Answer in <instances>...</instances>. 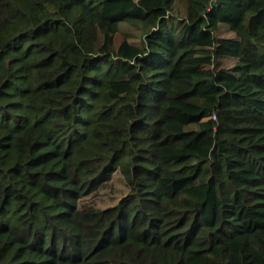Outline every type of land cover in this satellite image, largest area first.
Returning a JSON list of instances; mask_svg holds the SVG:
<instances>
[{
    "label": "trees",
    "instance_id": "16d2710c",
    "mask_svg": "<svg viewBox=\"0 0 264 264\" xmlns=\"http://www.w3.org/2000/svg\"><path fill=\"white\" fill-rule=\"evenodd\" d=\"M180 1L0 0V264H264V0Z\"/></svg>",
    "mask_w": 264,
    "mask_h": 264
},
{
    "label": "rangeland",
    "instance_id": "374dc122",
    "mask_svg": "<svg viewBox=\"0 0 264 264\" xmlns=\"http://www.w3.org/2000/svg\"><path fill=\"white\" fill-rule=\"evenodd\" d=\"M177 22L179 23V19L185 15L186 12V4L184 1H180L177 6ZM127 36V39L134 43H139L140 38L142 36V31L139 28L132 26L127 22H120L118 26V30L114 36V44L113 47L116 48L118 44ZM219 36L231 37L232 34L228 32L227 29H220L218 31ZM220 65H225L230 67L233 64V60L229 57H222ZM127 186L125 182L118 172L114 174L113 182L106 187H103L99 193L95 195L88 196L83 200V203L93 204L98 207H104L117 202V200L126 193Z\"/></svg>",
    "mask_w": 264,
    "mask_h": 264
}]
</instances>
